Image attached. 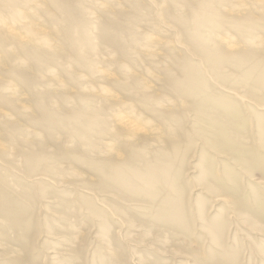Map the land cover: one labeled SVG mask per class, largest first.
Masks as SVG:
<instances>
[{
  "label": "bare ground",
  "instance_id": "1",
  "mask_svg": "<svg viewBox=\"0 0 264 264\" xmlns=\"http://www.w3.org/2000/svg\"><path fill=\"white\" fill-rule=\"evenodd\" d=\"M229 3L0 0V264H126L122 229L136 264H264V0Z\"/></svg>",
  "mask_w": 264,
  "mask_h": 264
},
{
  "label": "rangeland",
  "instance_id": "2",
  "mask_svg": "<svg viewBox=\"0 0 264 264\" xmlns=\"http://www.w3.org/2000/svg\"><path fill=\"white\" fill-rule=\"evenodd\" d=\"M100 2H103V0H99ZM193 1H196V3L197 2H199V0H193ZM234 1H238V0H228V2H230L228 5H233V3H231V2H234ZM239 1H241V0H239ZM226 2V1H225ZM106 3V2H105ZM227 3V2H226ZM226 3H223V5H225L224 7L225 8H228L227 7V4ZM224 11H226L225 13L226 14H231L230 13V10H225L224 9ZM252 15L255 17L254 19H256L255 20V24H257V25H259V26H263L264 25V13L262 12H260L259 10H256L254 13H252ZM225 31V30H224ZM256 35H259V34H256ZM263 39H264V37H262ZM263 41V40H262ZM264 46V45H263ZM161 56H162V54H163V52H158ZM140 54H142L144 57H145V59H143L144 60V62L142 63V65H140V66H138V67H136V66H134V65H129L131 68H132V70L133 71H135L136 73L138 72V73H141L142 72V68H144V69H147V70H151V69H153L154 68V66L156 67V68H158L159 66H161L162 64V58L159 56H157L156 57V59L155 60H151L150 58H147L141 51H140ZM106 59V58H105ZM63 61H65V59L63 60ZM103 62H105V61H102L101 63H103ZM66 63V62H65ZM151 63H153L154 65H152ZM159 65V66H158ZM101 66H103V67H106L107 66V64H101ZM111 72H113V73H115V70L114 71H111ZM117 73V72H116ZM38 77H39V74H38ZM58 78H60L61 79V81L64 83V85H66V87L70 90L71 88H75L76 90H78V88H76V87H78L79 86V84L77 83H74V84H72L71 82H70V80H69V77L67 76V75H64V74H60L59 76H58ZM51 78H49V77H45L44 78V80L45 81H48V80H50ZM84 83L85 84H90V83H93L94 85H96V86H106V87H108V88H111V89H114V91L115 92H121L120 90H118V89H116L115 90V88H114V85L112 86V84L110 83V82H107V81H104V80H101L100 78H96L95 80H85L84 81ZM153 83H155V84H157V82H154L153 81ZM81 85V84H80ZM81 87L79 86V89H80ZM75 89H72L73 91H75ZM161 88H159V87H157V86H155L154 87V91L153 92H157V91H161L160 90ZM45 90V89H44ZM157 93H159V94H163L162 92H157ZM42 95H43V97H45V95H49V94H45V93H42ZM84 96H86V95H84V94H81V93H78L77 95H75V97L72 99L73 101L72 102H69V103H67V104H65V106H67V108H65L64 110L66 111V112H68V110H74L73 108H75L76 107V105H78V103H79V100H80V98H82V97H84ZM122 96H123V101L124 102H127V103H135V102H137V100H136V98L135 97H132V96H127V95H125V94H122ZM51 98H52V100L53 101H55V102H57V97L56 96H50ZM26 98V99H25ZM22 101H24V102H27V100H28V102H30L29 100V98L27 99V97H25ZM46 103H48L47 101H46ZM76 103V104H75ZM31 104V103H30ZM63 108H64V106H63ZM168 108H171L172 109V111H177V110H175L174 108L175 107H170V106H168V107H166V109H168ZM33 110V109H32ZM62 110V109H61ZM163 111H166V110H163ZM34 112V111H33ZM149 118V117H148ZM24 122V121H23ZM27 123V121L26 122H24V123H22V124H26ZM154 123H155V125H160L161 123H160V121H158V120H155V122H153L152 124L154 125ZM26 125H29V124H26ZM105 139V138H104ZM113 140V139H112ZM113 141H115V140H113ZM122 145H125V144H122ZM144 146H145V148H147V149H143V148H140L142 151H145L146 153H153V150L154 149H152V148H149V145H148V143L147 142H145L144 143ZM69 150V149H68ZM196 151H198V150H196ZM92 155H93V157L94 158H96V159H98L99 158V156H100V150L99 149H96L93 153H92ZM197 157V156H196ZM196 157H194V159H193V161H192V163L191 164H188V171H189V179H190V181H191V179H193V178H195V177H197L196 176V168H195V163H196V161L195 160H197L196 159ZM255 177V179L256 180H261V176H260V174H258V173H256L255 175H254ZM253 179V178H252ZM251 179V180H252ZM192 182L189 184V186L190 187H192ZM199 194H198V192H196V191H194V189H193V191L192 192H190V198H193V199H197L199 196H198ZM212 213V212H211ZM87 227H89V226H87V225H85V226H82L79 230L80 231H82V232H85L86 234H87V239H86V237H85V239L83 240V241H80V242H76V250H78L79 252H81L82 250H84L82 253H81V258H82V256H84L83 257V262H88L90 259H91V257H93L94 256V254L95 253H98L99 252V248H98V245H97V243H96V237L98 236L97 235V233H98V230L97 229H95L94 227H91V228H87ZM91 229V230H90ZM113 229H115V230H118L119 231V228H116V226H113ZM129 229V228H128ZM97 230V231H96ZM130 230V229H129ZM87 231V232H86ZM89 232V233H88ZM240 233H241V235L242 234H244L242 231H239ZM129 234H135V233H132V232H128ZM172 233H174V232H172ZM196 233V234H195ZM194 233V236H199L200 234L199 233H197V232H195ZM120 236H121V239H122V241L124 242V244H125V246H128V248H127V250L129 251V252H126V261H127V263L126 264H136V261L135 260H137V259H141L139 256H138V254L139 253H143L144 252V249H142V248H139L140 246H141V241H140V239H138L137 237H129L128 235H127V229H122V230H120ZM89 237V238H88ZM123 237V238H122ZM54 239H56V237H53ZM47 240V241H46ZM178 240L179 241H183V239H181V238H178ZM42 241L44 242H47L48 243V245H53V242H54V245L55 246H61L60 244H58L57 242H55L54 240H51V239H46V238H44V239H42ZM51 241H53V242H51ZM140 242V243H139ZM181 247H183V248H185L184 246H181ZM57 248V247H56ZM193 249H195V248H193ZM138 253V254H137ZM135 254H137V255H135ZM142 255V254H141ZM87 257V259H86V257ZM131 256H134V257H132L131 258ZM156 257V256H155ZM89 258V259H88ZM160 259V260H158V259ZM157 258H153L154 259V261H157L156 263L157 264H183V261L181 260V259H179V260H172L171 258H170V256L167 258V259H161V258H159V257H157ZM85 259V260H84ZM108 264H122V263H118L117 261H114V262H112L111 260L108 262ZM124 264V263H123ZM150 264H152V263H150Z\"/></svg>",
  "mask_w": 264,
  "mask_h": 264
}]
</instances>
